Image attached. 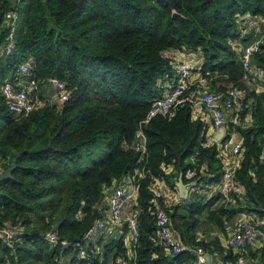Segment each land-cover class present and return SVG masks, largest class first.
<instances>
[{"label":"trees","instance_id":"16d2710c","mask_svg":"<svg viewBox=\"0 0 264 264\" xmlns=\"http://www.w3.org/2000/svg\"><path fill=\"white\" fill-rule=\"evenodd\" d=\"M13 11L19 16L14 53L0 55V174L19 158L12 178L0 183V229L21 231L22 242L10 247L0 240V264H197L199 248L236 263L238 256L218 238L200 239L199 228L205 217L227 237L236 217L247 213L264 232V81L244 78L240 51V44L263 31L260 26L242 39L238 29V19L248 14L264 21V0H0V51L9 36L6 15ZM176 51L202 57L194 73L206 91L226 97L233 87L241 90L246 108L236 116L241 123L230 126L243 143L234 177L245 196L234 195L232 203L221 195L192 194L171 205L155 195L157 181L173 188L180 177L190 183L189 170L197 171L199 181L220 184L221 147L231 139L212 143L207 121L194 115L189 99L199 89L196 82L170 115L146 122L174 76L168 54ZM252 61L264 72V44ZM24 62L30 63L27 78L40 86L62 81L68 100L41 94L36 111L11 114L2 88L19 77ZM247 117L251 123L243 126ZM139 131L144 154L137 150ZM101 143L106 155L82 172L84 159ZM125 177L138 192L131 208L137 243L129 246L127 222L94 241L85 239L105 218L111 190ZM156 205L169 206L183 247L178 254L162 244ZM50 231L58 244L44 241ZM244 255L264 264V246L248 247Z\"/></svg>","mask_w":264,"mask_h":264},{"label":"built area","instance_id":"2783aa9c","mask_svg":"<svg viewBox=\"0 0 264 264\" xmlns=\"http://www.w3.org/2000/svg\"><path fill=\"white\" fill-rule=\"evenodd\" d=\"M6 20L8 23L9 36L3 50L5 55L11 56L13 55L14 48L16 46L15 34L17 31L19 16L13 11L6 15ZM261 24L262 23L260 21L257 22V18L251 16L250 14L238 19V29L243 35H245L249 30L253 31L255 29H260ZM243 38L244 37H242V39ZM263 44L264 30L254 41L248 43L247 45L240 44L245 79L264 81V72L257 69L253 65L252 61L254 55L259 52ZM170 57L173 59L174 76L170 83H168V90L166 93L161 98L156 99L152 104V108L146 122L157 116L170 115L177 103L187 93L191 92L195 86V65L192 60H176L174 55H171ZM29 72L30 63L24 62L17 70V75L26 76ZM19 87V84L15 85L12 82H7L2 88V96L5 106L8 111L16 117L27 116L36 111L43 104L40 97L41 94H43L44 97H49L50 99L56 100L60 103H64L69 98L66 85L56 78L49 79L45 86H40L36 80L32 79L26 87L22 89ZM51 90H54V95H50ZM189 101L193 105L195 116L202 117L204 120L208 117L213 119V128L216 133L219 129L226 128L228 118L231 116L234 118L233 122L237 123V117H239L240 113L246 108L241 90L238 87H233L229 90L226 97L209 91L198 94L191 93ZM240 123L241 122L238 121V124ZM250 123L251 122L247 117L243 122V126H249ZM138 138L139 142L137 144V150H142V153L144 154V140L143 133L141 131L138 132ZM218 144L221 146L222 143ZM242 152V141L235 142L232 138L226 140L224 142V146L221 147L223 162L225 161L227 153H230L233 156V161L229 162V164L224 167L223 177L221 179V183L218 185V195H221L226 203H232L234 195H238L241 198L245 196L244 189L234 177V172L239 167L242 160ZM192 161L194 162L195 158H192ZM261 161L264 163V143ZM196 177V170H189L186 174V178L191 181L188 184H191L192 182L195 183V185H191L190 188L192 194L201 195L206 190L213 188L212 185L207 184L202 180L199 181ZM177 184L178 182L173 188L157 181L154 186L156 197H164L165 200H167V204L177 205V202L175 201L182 198L178 193ZM137 199L138 192L132 179L130 177H125L119 181L111 190V195L109 196L107 203L109 209L105 218L97 220L94 223L85 239L94 241L104 232L110 230L111 228L120 227L127 222L130 235L129 246L133 247L132 245L137 243L139 236L137 216L134 213V217L125 221L124 215L125 212L131 210V208L137 203ZM166 207L169 206L163 207L161 205H156L153 216L156 220L163 246L171 250L173 253L178 254L183 250V247L180 239L173 232L170 216L166 211ZM239 216L242 219L238 225L237 231L234 233L232 238L226 237V244L227 247L233 251L234 255L238 256L236 264H246V259L243 257V253L248 247H252L260 241V245L264 246V232L260 229V224L250 214L243 213ZM43 239L50 245H56L59 243L57 234L54 231L47 232ZM0 240L5 241L12 246L14 244H19L22 242V232L16 230L12 226H5L3 229H0ZM196 253L198 258L197 264H214L209 261L207 252L202 248H199ZM209 255L212 257L217 255V252L213 254L209 253Z\"/></svg>","mask_w":264,"mask_h":264},{"label":"crops","instance_id":"0c3cea01","mask_svg":"<svg viewBox=\"0 0 264 264\" xmlns=\"http://www.w3.org/2000/svg\"><path fill=\"white\" fill-rule=\"evenodd\" d=\"M261 23H262L261 24V30L263 31L264 30V21L261 22ZM250 33H251V30L247 31L246 34L250 36L251 35ZM245 35L242 34V37L246 38L247 35L246 36ZM254 40H251L250 42H252ZM247 44H245V45H247ZM3 48L0 51V55L1 54H4ZM168 55H170V56L171 55H174L176 57L175 58L176 60H184V61L192 60V62L195 65V68L194 69L198 68L200 66V64L202 63V61H203L202 57L199 54L194 53V52H188V51H182V52H180V51H176V52H170ZM195 76H196V83H197V86L199 88V89H196L197 90L196 91V94L205 92L206 91L205 82L201 79L200 74L196 73ZM27 77H28V75L14 77L15 80H14L13 84H15V85H18L19 84L20 85L19 88L22 89V88L26 87L28 85L29 81H30V79L27 78ZM205 120L207 121V125L210 128V132L212 134L211 142L216 143L213 140V137L216 134V132H215V130L213 128V119L211 117H208V118H205ZM233 120H234V118L232 116L228 118V124H227V126L225 128V137H227V136H229L231 134V138L235 142H241L242 140H241L240 136L237 135L234 131L231 132V126H230V124L231 123H234ZM231 161H233V156L230 153H227V155L225 156V161L223 162L224 167H226L229 164V162H231ZM211 177H212V175H211ZM192 183L191 184H187L188 185L187 186V189H188V196H187L188 198L187 199H189L191 197V195H192V192H191V189H190ZM218 185L219 184L212 185L213 186L212 189L206 190L201 195H203L207 199H210V198H213L215 196H218V194H219ZM178 193L180 194L179 189H178ZM180 199H182V198H180ZM180 199L179 200H176L175 202H177V204H180L181 203V200ZM133 214H134V212H132V209L129 210L128 212H125L124 220L125 221L130 220V218H132V217L135 216V214L134 215ZM241 219L242 218H240V216L236 217L234 227H232L230 230H228V233L229 234H228L227 237H230V238L233 237L234 233L237 231V228H238V225H239ZM199 237H200V239H202V240H204L206 242H210V243L212 241H214V239L218 238L219 241H220V243H221V245L224 246V247H226V249H228L227 244H226V237H225V235L220 230H218L215 227L212 228L211 231L208 234H205L204 232H201L199 230ZM260 244H261V241L258 242L256 245L252 246L251 248L254 251H257L258 249L261 248V245ZM10 247H11V245H10ZM132 252H133V250H132ZM207 254H208V259H209V252H207ZM243 257L246 259V264H260V261L255 260L252 257L251 258L250 257H247V256L244 255V253H243ZM211 258H212L211 262H213L214 264H236V263H232L231 261L227 260L226 259V256H225V253H224V255H222L219 251L217 252V255H214Z\"/></svg>","mask_w":264,"mask_h":264},{"label":"water","instance_id":"95a60500","mask_svg":"<svg viewBox=\"0 0 264 264\" xmlns=\"http://www.w3.org/2000/svg\"><path fill=\"white\" fill-rule=\"evenodd\" d=\"M50 95H54V90H51ZM225 139H226V137H225V129L221 128L214 135V140L217 143H222ZM142 144H143V142H142ZM18 158H19V155L14 158V160L12 161V164H11L10 168L7 171H5V172H3V173L0 174V183L3 182V181H5V180H8V179H11L12 178V173L15 170V168L17 167V160H18ZM194 185H195V183H192V186H194ZM187 186L188 185L184 183L183 178L180 177L179 182L177 184V187H178L179 192H180V195H181V197L183 199H187L188 198L187 197L188 196ZM1 193L2 192L0 191V194ZM11 247H13V246L11 245ZM195 255L197 256V253L196 252H195ZM209 260L210 261L212 260V258H211L210 255H209Z\"/></svg>","mask_w":264,"mask_h":264},{"label":"rangeland","instance_id":"374dc122","mask_svg":"<svg viewBox=\"0 0 264 264\" xmlns=\"http://www.w3.org/2000/svg\"><path fill=\"white\" fill-rule=\"evenodd\" d=\"M1 127H3V123L0 121V128ZM106 148H107V145L105 143H101L100 145H98V147H96L94 155H92L90 157H86L84 159L82 166H81V171L85 172V171H87V169L93 167L96 163H98L106 155V153H107ZM234 224H235V220L230 225V229L232 227H234ZM200 225L201 226H200L199 230L201 232H204L205 234H208L211 231V229L214 228L213 225L210 222H208L205 217L201 218V224Z\"/></svg>","mask_w":264,"mask_h":264}]
</instances>
